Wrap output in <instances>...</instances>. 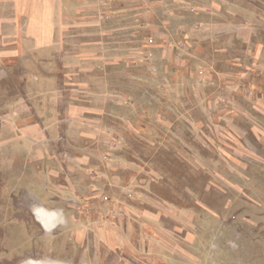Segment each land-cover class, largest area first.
<instances>
[{"label":"rangeland","instance_id":"obj_1","mask_svg":"<svg viewBox=\"0 0 264 264\" xmlns=\"http://www.w3.org/2000/svg\"><path fill=\"white\" fill-rule=\"evenodd\" d=\"M42 259L264 264V0H0V264Z\"/></svg>","mask_w":264,"mask_h":264},{"label":"crops","instance_id":"obj_2","mask_svg":"<svg viewBox=\"0 0 264 264\" xmlns=\"http://www.w3.org/2000/svg\"><path fill=\"white\" fill-rule=\"evenodd\" d=\"M36 1V0H35ZM39 4V3H38ZM36 9V8H35ZM36 12V10H35ZM37 14L41 15V10L39 9ZM36 13H34V15H37ZM49 28L48 30L45 29L44 27H42V19L41 18H35L34 17V30L32 33L33 38L35 39V42L37 45H42V41H43V37H47L45 38L46 41L50 40L49 42H53L55 39H57L58 33H59V28H58V9L57 6L55 7H49Z\"/></svg>","mask_w":264,"mask_h":264},{"label":"bare ground","instance_id":"obj_3","mask_svg":"<svg viewBox=\"0 0 264 264\" xmlns=\"http://www.w3.org/2000/svg\"><path fill=\"white\" fill-rule=\"evenodd\" d=\"M34 214L37 216L40 222L44 224L45 227L46 226L48 227L47 222L54 220V218L51 216V213L41 207L36 208L34 210ZM28 264H62V263L58 261H54V260H43L42 259V260H31L30 262H28Z\"/></svg>","mask_w":264,"mask_h":264}]
</instances>
